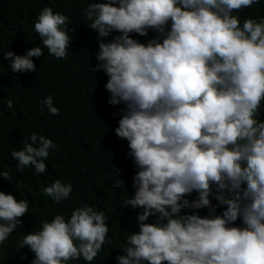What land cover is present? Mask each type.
<instances>
[{
    "label": "clouds",
    "instance_id": "obj_1",
    "mask_svg": "<svg viewBox=\"0 0 264 264\" xmlns=\"http://www.w3.org/2000/svg\"><path fill=\"white\" fill-rule=\"evenodd\" d=\"M259 2L95 0L83 9L97 40L91 71L107 77V104L121 106L113 132L127 142L136 169L134 193L123 205L142 210L117 264H264V120L258 118L264 111V16L234 14ZM68 25L67 16L43 7L33 22L40 46L23 55L5 51L9 70L36 71L32 58L44 49L63 59L72 40ZM149 31L156 35L144 43L130 35ZM40 103L59 115L51 96ZM56 147L33 131L10 155L17 169L31 166L43 174ZM0 177L11 183L8 171ZM40 191L60 204L72 185L54 179ZM28 209L27 199L0 191V243ZM107 219L84 204L67 218L42 219L18 246L34 254L30 264H91L112 242Z\"/></svg>",
    "mask_w": 264,
    "mask_h": 264
},
{
    "label": "trees",
    "instance_id": "obj_2",
    "mask_svg": "<svg viewBox=\"0 0 264 264\" xmlns=\"http://www.w3.org/2000/svg\"><path fill=\"white\" fill-rule=\"evenodd\" d=\"M89 2L95 0H0V171H8L11 177V183L0 177V191H12L17 200L29 201L28 211L18 218L21 225L0 243V264H30L34 254L27 246H18L23 236L38 230L42 219L50 221L58 213L67 218L74 208L84 204L104 212L108 217V237L112 239L110 244L102 245L91 264H117L115 257L124 254L126 235L137 230L136 216L142 210L123 205L125 198L134 193L131 185L136 169L127 155V142L113 132L121 106L107 104V77L103 72L91 71L97 63V40L88 27L91 22L83 15ZM45 6L68 17L72 40L67 55L57 59L44 49L40 58H32L36 71L12 73L3 53L23 55L40 46L33 22ZM234 14L258 20L264 16V0ZM130 35L144 43L156 33L149 31L146 37ZM46 96L53 98L59 115H50L40 103ZM8 99L13 101L11 109L5 106ZM261 108L264 109V101ZM258 118L264 120V111ZM33 131L57 145L45 160L43 174H36L31 166L17 169V162L10 155L22 148V141ZM54 179L72 185L69 199L60 204L40 191ZM116 180L121 181V187L114 186ZM195 195L187 198L191 200ZM220 211L217 209L215 214ZM206 214L205 209L199 211L201 217ZM153 219L150 217L148 222ZM71 264L86 262L80 259Z\"/></svg>",
    "mask_w": 264,
    "mask_h": 264
}]
</instances>
